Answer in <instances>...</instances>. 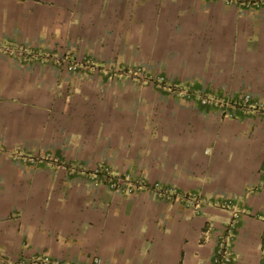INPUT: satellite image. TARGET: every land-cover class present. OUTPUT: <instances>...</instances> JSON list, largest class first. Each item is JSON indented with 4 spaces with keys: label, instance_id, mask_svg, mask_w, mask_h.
Returning <instances> with one entry per match:
<instances>
[{
    "label": "crops",
    "instance_id": "0c3cea01",
    "mask_svg": "<svg viewBox=\"0 0 264 264\" xmlns=\"http://www.w3.org/2000/svg\"><path fill=\"white\" fill-rule=\"evenodd\" d=\"M172 85L264 110V7L0 0V264H209L228 210L122 196L78 173L98 165L232 200L230 264H264V115L225 118Z\"/></svg>",
    "mask_w": 264,
    "mask_h": 264
},
{
    "label": "built area",
    "instance_id": "2783aa9c",
    "mask_svg": "<svg viewBox=\"0 0 264 264\" xmlns=\"http://www.w3.org/2000/svg\"><path fill=\"white\" fill-rule=\"evenodd\" d=\"M230 4H237L242 8H261L264 7V0H225ZM55 63L63 67L70 72H78L85 69V63L73 62L68 57L61 56L55 59ZM127 74L134 78H140L142 81L148 80L143 77L141 71L137 69L127 70ZM153 84H161L162 79H151ZM168 92L172 93L176 97L183 98L191 102H197L201 106L216 109L220 114L229 119L237 117V112H244L246 107L253 109L254 111L262 110L260 106L256 104H250L249 96H243L239 101L232 98H216L215 96L204 95L200 91L190 89L188 87H178L172 85L167 87ZM264 111V110H262ZM76 173V171H71ZM80 175L86 177V180L95 186H103L109 191L115 192L122 196H131L137 191L147 190L151 191L157 198L184 205L191 210H198L203 205H212L217 209L228 210L230 213V219L226 222L223 232L220 234L216 241L215 248L212 252L209 264H230L232 260V250L230 249L231 241L234 237V230L238 223L240 211L234 205L230 199L215 200L209 202L202 199L196 194L185 193L181 194L173 187L162 186L160 184L148 185L142 178L132 177L129 175H123L112 171L110 168L104 165H98L89 172H80ZM97 263V260H95ZM23 264H67L63 262L53 261L47 256H36Z\"/></svg>",
    "mask_w": 264,
    "mask_h": 264
},
{
    "label": "rangeland",
    "instance_id": "374dc122",
    "mask_svg": "<svg viewBox=\"0 0 264 264\" xmlns=\"http://www.w3.org/2000/svg\"><path fill=\"white\" fill-rule=\"evenodd\" d=\"M117 73H120L122 76H124V75H128V76H130L129 74H127V69H126V68H120V69L117 71ZM130 77H132V76H130ZM245 109H246V110H244V111H245L246 114H249V113H253V114H255V112H253V111H254L253 109H251V108H249V107H246ZM260 115H264V111L261 110V114H260Z\"/></svg>",
    "mask_w": 264,
    "mask_h": 264
},
{
    "label": "trees",
    "instance_id": "16d2710c",
    "mask_svg": "<svg viewBox=\"0 0 264 264\" xmlns=\"http://www.w3.org/2000/svg\"><path fill=\"white\" fill-rule=\"evenodd\" d=\"M242 114H243V112L238 111L236 116L239 117V115H240V117H241Z\"/></svg>",
    "mask_w": 264,
    "mask_h": 264
}]
</instances>
